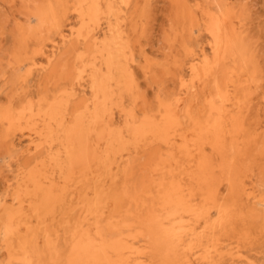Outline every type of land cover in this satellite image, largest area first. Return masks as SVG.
Segmentation results:
<instances>
[{"label":"bare ground","instance_id":"1","mask_svg":"<svg viewBox=\"0 0 264 264\" xmlns=\"http://www.w3.org/2000/svg\"><path fill=\"white\" fill-rule=\"evenodd\" d=\"M20 1L13 32L0 12V264H264L235 0Z\"/></svg>","mask_w":264,"mask_h":264},{"label":"rangeland","instance_id":"2","mask_svg":"<svg viewBox=\"0 0 264 264\" xmlns=\"http://www.w3.org/2000/svg\"><path fill=\"white\" fill-rule=\"evenodd\" d=\"M235 4L238 10L242 11L246 17L247 31H248V41L254 53L258 56L259 61V75L262 77L260 86L258 87V95L256 100V105L254 109V117L264 121V0H235ZM0 12L1 17L4 19L8 18L7 29L13 32L15 18L19 16L18 10L23 7L20 0H15L14 2H6L0 0ZM7 7V8H6ZM13 12V13H12ZM250 31V32H249ZM250 34V35H249ZM254 41V42H253ZM153 44L156 46V36L153 37ZM3 45L6 46L5 51L11 45L9 42L3 41ZM26 66H22L19 71H24ZM34 77L30 78V83H33ZM4 85H2L0 80V101H4L6 98V92L2 91ZM260 112V113H259ZM7 161L2 151L0 150V192L4 191L5 180L10 177V171L7 168Z\"/></svg>","mask_w":264,"mask_h":264}]
</instances>
